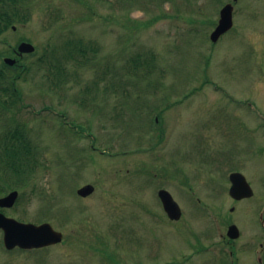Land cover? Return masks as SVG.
Returning <instances> with one entry per match:
<instances>
[{"label": "rangeland", "instance_id": "rangeland-1", "mask_svg": "<svg viewBox=\"0 0 264 264\" xmlns=\"http://www.w3.org/2000/svg\"><path fill=\"white\" fill-rule=\"evenodd\" d=\"M219 1L26 3L28 22L0 38V52L8 49L3 40L14 46L23 38L38 52L23 58L31 67L17 83L25 106L0 116V141L8 127L21 123L40 165L5 213L49 222L64 240L42 251L7 253L0 231V264H223L197 255L198 249L224 248L233 224L245 235L239 244L258 232L264 209V0ZM227 3L235 5L234 29L214 45L210 35ZM75 40L99 46L94 61L85 64L80 55L61 61L68 51L62 47ZM151 51L158 58L152 74L130 71L132 59ZM43 57L47 65L39 70ZM58 67L66 75L59 76ZM148 99L163 104L149 113L154 121L163 111L158 130L150 131L146 114L123 107ZM93 135L94 147L105 154L93 150ZM232 172L246 175L251 199L231 198ZM86 185L94 186L93 193L78 197ZM159 189L180 205L177 223L167 220Z\"/></svg>", "mask_w": 264, "mask_h": 264}, {"label": "trees", "instance_id": "trees-1", "mask_svg": "<svg viewBox=\"0 0 264 264\" xmlns=\"http://www.w3.org/2000/svg\"><path fill=\"white\" fill-rule=\"evenodd\" d=\"M2 0L0 2V32L6 31L11 24H14L17 14L21 13L22 1L20 0ZM78 53L88 58L91 51L96 54L97 46L87 47L82 42H78L76 46ZM76 52H68L64 55L67 60L74 59ZM141 55L133 60L137 69L141 64ZM45 58L39 59V63H43ZM5 67V66H3ZM2 67V68H3ZM31 67L25 70L29 72ZM15 76L10 75L2 69L0 71V111H12L15 105L21 99V93L16 88V80L21 78L22 74ZM16 98V99H15ZM26 127L17 124L7 129L0 141V193L8 189L19 188L20 185H26L32 179V176L39 166V154L35 149ZM2 183V184H1Z\"/></svg>", "mask_w": 264, "mask_h": 264}, {"label": "water", "instance_id": "water-1", "mask_svg": "<svg viewBox=\"0 0 264 264\" xmlns=\"http://www.w3.org/2000/svg\"><path fill=\"white\" fill-rule=\"evenodd\" d=\"M221 21L216 31L212 34V40L217 42L222 34L227 32L233 26V6H226L221 13ZM35 48L28 43H23L20 46L21 53H32ZM9 64H14V61L7 60ZM233 186L230 190L231 195L237 199H243L252 196V190L247 183L245 177L241 174H233L231 176ZM94 191L92 186H87L79 191L83 197L91 195ZM166 212L172 219L179 220L181 218V210L179 205L174 201L172 195L162 190L159 193ZM18 198V192H13L9 196L0 200V207L11 208L14 206ZM0 229L5 232L4 241L8 249H13L16 246L21 248L43 247L51 244H56L62 241L63 235L53 229L50 224L36 226L33 224H22L13 219L6 218L0 213ZM232 237L237 235V228H230Z\"/></svg>", "mask_w": 264, "mask_h": 264}, {"label": "flooded vegetation", "instance_id": "flooded-vegetation-1", "mask_svg": "<svg viewBox=\"0 0 264 264\" xmlns=\"http://www.w3.org/2000/svg\"><path fill=\"white\" fill-rule=\"evenodd\" d=\"M240 239L241 236L236 241H231L227 238L225 239L226 245L224 248L229 249L231 253L236 257V264H260V262L261 264H264V226L262 227V229H259L258 232L253 235L252 239H249V241H247L246 243L239 244ZM246 249H248V252H252V258L242 262L240 256L245 252ZM224 250L225 249H223L222 251L224 252ZM255 258H257V260H255ZM223 259H228L225 252Z\"/></svg>", "mask_w": 264, "mask_h": 264}]
</instances>
